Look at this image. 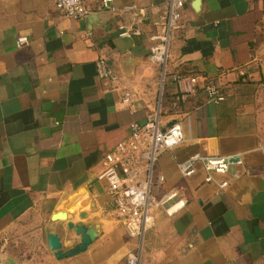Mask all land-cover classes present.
<instances>
[{
  "label": "crops",
  "instance_id": "obj_1",
  "mask_svg": "<svg viewBox=\"0 0 264 264\" xmlns=\"http://www.w3.org/2000/svg\"><path fill=\"white\" fill-rule=\"evenodd\" d=\"M55 2L0 0V264H127L130 253L138 264H264V0H185L165 74L149 56L168 0L109 10L85 0L84 19L61 16ZM121 28L140 34L123 38ZM18 36L29 43L16 47ZM99 58L116 81L97 78ZM192 71L214 78L223 101L199 89L171 110V75ZM158 112L161 129L181 123L185 142L160 154L152 194L176 192L184 207L129 239L97 176L129 126ZM194 153L234 160L206 182L200 164L190 177L177 169ZM60 212L66 219H53ZM69 222L97 239L57 259L47 236L69 250L79 242Z\"/></svg>",
  "mask_w": 264,
  "mask_h": 264
},
{
  "label": "built area",
  "instance_id": "obj_2",
  "mask_svg": "<svg viewBox=\"0 0 264 264\" xmlns=\"http://www.w3.org/2000/svg\"><path fill=\"white\" fill-rule=\"evenodd\" d=\"M115 0H99L101 10H109ZM185 0H168L167 11L159 25L163 32L152 38L154 42L150 49V60L162 66L166 72L169 60V46L173 33L181 27L182 9ZM56 11L63 17L84 19L91 12L85 7V0H56ZM126 11L136 12L137 8L129 6ZM139 30L120 29L119 36L130 38L138 36ZM29 43L26 36H18L16 47ZM96 76L102 81H116L114 71L103 58L95 62ZM171 81L176 85L175 100L183 101L203 89L207 100L219 103L224 97L219 87L204 75L172 74ZM132 94L125 91L121 96L122 104H129ZM175 107V103L172 104ZM160 114L149 116L145 123H132L129 134L112 151L104 155L103 166L97 179L106 184L105 191L110 196L118 221L129 239H141L146 232L156 224V215L163 212L167 216L176 213L184 207V202L176 192L155 197L152 194L153 178L156 163L160 154L171 151L185 142L181 123L173 122L166 129L160 128ZM264 152V146L262 147ZM233 157H217L194 153L183 162L177 164V169L183 177L195 173L196 165L200 164L207 173L206 182H211V174H226ZM232 177L237 178L236 173ZM158 184L163 182L162 176H157ZM227 182H221L224 188ZM156 186V185H155ZM2 246H0V252ZM127 264H138V255L130 253L126 257Z\"/></svg>",
  "mask_w": 264,
  "mask_h": 264
},
{
  "label": "water",
  "instance_id": "obj_3",
  "mask_svg": "<svg viewBox=\"0 0 264 264\" xmlns=\"http://www.w3.org/2000/svg\"><path fill=\"white\" fill-rule=\"evenodd\" d=\"M90 13L86 17H92ZM85 17V18H86ZM85 214H81L80 217H84ZM53 219H66V214L63 212L57 213L53 216ZM67 228L73 230L75 235L79 237V242L67 251L62 250L60 238L56 234L49 233L47 236L48 247L54 252V256L57 259H63L81 254L87 250V248L97 239V233L95 228H88L82 225H74L73 223H67Z\"/></svg>",
  "mask_w": 264,
  "mask_h": 264
},
{
  "label": "trees",
  "instance_id": "obj_4",
  "mask_svg": "<svg viewBox=\"0 0 264 264\" xmlns=\"http://www.w3.org/2000/svg\"><path fill=\"white\" fill-rule=\"evenodd\" d=\"M181 75H184V74H181ZM187 75H204V74H199L198 72L196 73V72H194V71H192L191 72V74H187ZM205 77H207V79H212V81L215 83V79L214 78H212L211 76H208L207 74H205L204 75ZM204 96H205V98H206V95H205V93H204ZM207 99V98H206ZM173 103H175V107H172V104ZM180 103L179 102H176L175 101V99L171 102V105H170V107H171V110H175V109H178L179 108V105ZM175 108V109H174ZM128 134H129V131H128ZM128 134H126L122 139H120L118 142H116V144L115 145H113L112 147H111V149H110V151H112L121 141H123L124 139H126L127 137H128ZM109 151V152H110ZM108 153V152H107Z\"/></svg>",
  "mask_w": 264,
  "mask_h": 264
}]
</instances>
